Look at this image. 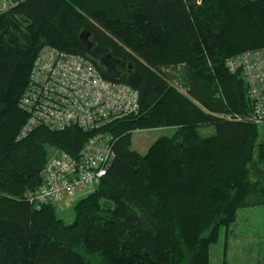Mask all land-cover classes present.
Segmentation results:
<instances>
[{
	"label": "trees",
	"instance_id": "trees-1",
	"mask_svg": "<svg viewBox=\"0 0 264 264\" xmlns=\"http://www.w3.org/2000/svg\"><path fill=\"white\" fill-rule=\"evenodd\" d=\"M45 47L139 96L136 113L103 127L114 160L69 223L57 203L28 196L51 154L77 155L93 134L34 125L22 135ZM256 51L264 0H25L0 13V264H212L222 229L264 207V124L252 120L244 66L229 64ZM157 128L175 132L146 154L132 149L133 132Z\"/></svg>",
	"mask_w": 264,
	"mask_h": 264
},
{
	"label": "built area",
	"instance_id": "built-area-1",
	"mask_svg": "<svg viewBox=\"0 0 264 264\" xmlns=\"http://www.w3.org/2000/svg\"><path fill=\"white\" fill-rule=\"evenodd\" d=\"M25 0H0L5 13ZM232 70L244 66L254 102L252 120L264 124V52H249L229 60ZM138 91L105 80L88 59L45 47L37 57L31 83L23 99L31 118L23 129L34 125L53 130L79 127L93 134L77 155L56 150L42 171V185L28 196L38 203H58L81 191H93L114 160L115 137L103 127L136 113Z\"/></svg>",
	"mask_w": 264,
	"mask_h": 264
},
{
	"label": "rangeland",
	"instance_id": "rangeland-1",
	"mask_svg": "<svg viewBox=\"0 0 264 264\" xmlns=\"http://www.w3.org/2000/svg\"><path fill=\"white\" fill-rule=\"evenodd\" d=\"M211 131L213 128L208 127L202 133L205 135V132ZM174 132L173 128L137 130L132 134V149L146 154L150 146L159 138L172 136ZM91 192L81 191L75 196L59 201L56 204L59 216L67 223L72 222L75 217V204ZM237 223L239 228L234 229L231 235L226 234L225 228L222 229L220 243L212 248V264H222L224 261L226 264H259L256 258L261 256L259 254L264 247V207L241 209ZM226 244L227 255H225ZM252 250L256 252V255L251 253Z\"/></svg>",
	"mask_w": 264,
	"mask_h": 264
},
{
	"label": "crops",
	"instance_id": "crops-1",
	"mask_svg": "<svg viewBox=\"0 0 264 264\" xmlns=\"http://www.w3.org/2000/svg\"><path fill=\"white\" fill-rule=\"evenodd\" d=\"M206 128H208V127H204V128H202L201 130L203 131V130L206 129ZM210 128H211V127H209V129H210ZM212 132H213V131H211V132H205L204 134H205V135H207V134L209 135V134H211ZM55 152H56V151H55ZM55 152H54V153H55ZM54 153H53V154H54ZM51 155H52V154H51ZM263 250H264V247H263L262 250L260 251L261 253L259 252V253H260L259 255H261V256H257V258H256V260H257V262H258L259 264H264V251H263ZM257 252H258V251H257ZM251 253L256 255V252L253 251V250L251 251Z\"/></svg>",
	"mask_w": 264,
	"mask_h": 264
}]
</instances>
